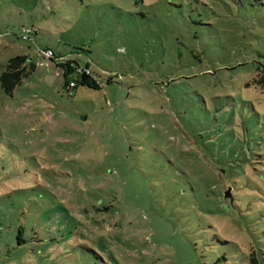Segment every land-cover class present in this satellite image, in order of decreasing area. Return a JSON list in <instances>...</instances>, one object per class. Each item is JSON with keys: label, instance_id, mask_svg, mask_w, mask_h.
I'll use <instances>...</instances> for the list:
<instances>
[{"label": "rangeland", "instance_id": "374dc122", "mask_svg": "<svg viewBox=\"0 0 264 264\" xmlns=\"http://www.w3.org/2000/svg\"><path fill=\"white\" fill-rule=\"evenodd\" d=\"M17 57L0 264H264V0H0Z\"/></svg>", "mask_w": 264, "mask_h": 264}, {"label": "trees", "instance_id": "16d2710c", "mask_svg": "<svg viewBox=\"0 0 264 264\" xmlns=\"http://www.w3.org/2000/svg\"><path fill=\"white\" fill-rule=\"evenodd\" d=\"M25 30H28L29 34H37L38 31L35 28H25ZM51 49H48L47 51H50ZM52 51V50H51ZM53 52V51H52ZM53 56L55 57V53L53 52ZM27 63L28 58L27 57H17L10 61V64L7 67V70L3 73L0 83L2 87L5 89V91L8 94H12L17 86H19L22 83V79L30 72L34 70V66L30 65V72L27 71ZM79 67V73L80 75L85 74L83 73L81 67ZM66 67V66H65ZM88 70V73L91 74L90 65L88 64L85 68ZM258 85H262L264 87V69L260 70L256 76V79L254 81ZM81 85H88L87 82L83 83V81H80Z\"/></svg>", "mask_w": 264, "mask_h": 264}, {"label": "built area", "instance_id": "2783aa9c", "mask_svg": "<svg viewBox=\"0 0 264 264\" xmlns=\"http://www.w3.org/2000/svg\"><path fill=\"white\" fill-rule=\"evenodd\" d=\"M48 52H49V54H50V55H52V56H53V52H52L51 50H50V51H48Z\"/></svg>", "mask_w": 264, "mask_h": 264}, {"label": "water", "instance_id": "95a60500", "mask_svg": "<svg viewBox=\"0 0 264 264\" xmlns=\"http://www.w3.org/2000/svg\"><path fill=\"white\" fill-rule=\"evenodd\" d=\"M82 81H83V83H85V79H84V78L82 79ZM227 196H228V195H227Z\"/></svg>", "mask_w": 264, "mask_h": 264}]
</instances>
